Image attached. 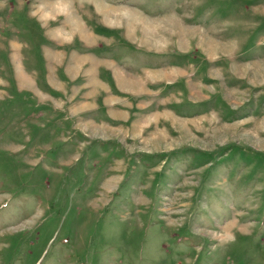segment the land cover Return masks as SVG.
I'll list each match as a JSON object with an SVG mask.
<instances>
[{
    "label": "rangeland",
    "instance_id": "rangeland-1",
    "mask_svg": "<svg viewBox=\"0 0 264 264\" xmlns=\"http://www.w3.org/2000/svg\"><path fill=\"white\" fill-rule=\"evenodd\" d=\"M48 1L0 0V264H264V0ZM68 8L120 96L90 117Z\"/></svg>",
    "mask_w": 264,
    "mask_h": 264
},
{
    "label": "crops",
    "instance_id": "crops-1",
    "mask_svg": "<svg viewBox=\"0 0 264 264\" xmlns=\"http://www.w3.org/2000/svg\"><path fill=\"white\" fill-rule=\"evenodd\" d=\"M60 1L62 0H56L53 2L48 1V3H59ZM63 1H67V0H63ZM99 1L104 3L102 0ZM94 5H95V0H94ZM63 12L65 15L64 18L69 26L68 28L71 30V32L74 31L77 37L76 39L73 38L71 40L70 42L71 45L70 44L65 45L64 43L61 44L51 43V46L46 45V48L49 53L47 54V58L48 56L52 57V55H50V52L51 53L54 52L56 54V57L59 59V60L55 59L54 61H52V63H54L55 65L54 74L56 75V79L60 81L64 80V82L70 80L69 87H70V96H71L70 101L72 105V112L73 113L79 112V114L87 113V117H90V86H91L90 84L92 83L95 85V83H97L98 85H101L102 83L103 85H106L107 91H109L107 75L110 74L108 73L104 64L111 65L112 64L111 59L105 58V56L102 54L101 55L99 53L97 54L94 51V49L93 51L91 50V47H93V45L90 44L91 41L90 39L94 38L95 33L94 30L90 28V11L86 14L87 20L82 18L79 15V13H76L75 15L72 11H70L69 8L64 10ZM59 30L60 31L58 32L62 33L61 31L62 28H59ZM45 38H48V36L45 35ZM73 40L76 41L73 42ZM98 48L99 47H97V49ZM45 60L46 59L43 60V66L40 72L48 78L49 76H47L48 70L46 67ZM150 71L151 72H147L142 75H157L154 69L153 70L150 69ZM28 72L30 75L31 73H33L34 75H36L37 73L36 70H32V69L29 70ZM113 72L116 77L118 85H119L118 74H122L123 76H127V77H131L129 75H135V73H132L133 71H130L128 68L125 69V65H122L120 69L119 68L113 69ZM18 76H23L20 70L18 71ZM109 93L113 94L110 91ZM114 96L120 97L117 94H115Z\"/></svg>",
    "mask_w": 264,
    "mask_h": 264
},
{
    "label": "bare ground",
    "instance_id": "bare-ground-1",
    "mask_svg": "<svg viewBox=\"0 0 264 264\" xmlns=\"http://www.w3.org/2000/svg\"><path fill=\"white\" fill-rule=\"evenodd\" d=\"M60 4H62V3H60ZM98 5V7L101 9V10H105L106 11V9H107V7H105V6H103L102 4H97ZM53 6V10L52 11H54V10H60L61 9V6H59V5H52ZM108 10V9H107ZM129 12H127L126 14H128ZM133 15V14H132ZM135 15H137V14H135ZM134 15V16H135ZM128 18V17H127ZM129 19V18H128ZM131 20V19H130ZM124 83L125 82H123L122 84L124 85Z\"/></svg>",
    "mask_w": 264,
    "mask_h": 264
}]
</instances>
